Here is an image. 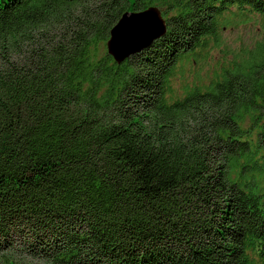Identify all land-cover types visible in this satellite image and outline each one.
Masks as SVG:
<instances>
[{
  "label": "trees",
  "instance_id": "16d2710c",
  "mask_svg": "<svg viewBox=\"0 0 264 264\" xmlns=\"http://www.w3.org/2000/svg\"><path fill=\"white\" fill-rule=\"evenodd\" d=\"M0 264H264V0H0Z\"/></svg>",
  "mask_w": 264,
  "mask_h": 264
},
{
  "label": "water",
  "instance_id": "95a60500",
  "mask_svg": "<svg viewBox=\"0 0 264 264\" xmlns=\"http://www.w3.org/2000/svg\"><path fill=\"white\" fill-rule=\"evenodd\" d=\"M109 30L106 54L120 64L165 34V20L156 7L122 14Z\"/></svg>",
  "mask_w": 264,
  "mask_h": 264
},
{
  "label": "rangeland",
  "instance_id": "374dc122",
  "mask_svg": "<svg viewBox=\"0 0 264 264\" xmlns=\"http://www.w3.org/2000/svg\"><path fill=\"white\" fill-rule=\"evenodd\" d=\"M204 71H205V69H202L201 72H200V74L204 73Z\"/></svg>",
  "mask_w": 264,
  "mask_h": 264
}]
</instances>
